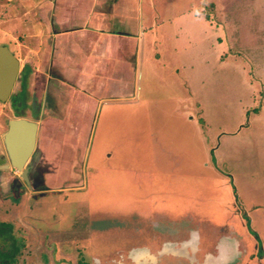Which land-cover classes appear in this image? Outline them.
I'll return each instance as SVG.
<instances>
[{
  "label": "rangeland",
  "instance_id": "obj_1",
  "mask_svg": "<svg viewBox=\"0 0 264 264\" xmlns=\"http://www.w3.org/2000/svg\"><path fill=\"white\" fill-rule=\"evenodd\" d=\"M131 1L132 13L126 0L116 2L113 8L119 16L110 25L138 28L139 42L129 59L130 68H136L134 83H130L131 75H125L124 95L116 98L112 91L99 100L86 123L84 163L67 171L63 165L62 174L73 172L83 185L50 197L75 217L87 214L90 226L106 222L102 230L85 229L81 239L85 248L75 253L76 259L89 261L91 253L108 258L116 249L141 244L158 248L165 241L162 234L150 230L151 237L144 240L145 234L130 230L135 226V210L147 207L150 200L170 211L162 219L190 216L180 218L182 229L190 226L201 232L204 252L215 250L227 232L226 223L234 220L245 226L250 245L262 255L264 0H213L215 16L211 0L201 6L200 0ZM189 7H196L207 19L193 15ZM87 8L84 1L0 0V45H6L18 59L11 93L17 95L13 98L20 109L26 105L27 117L45 122L48 127L39 134L46 139L53 134L50 128H60L47 106H41L42 116L38 115L44 95H49V104L56 93L55 83H45L49 67L58 55L62 35L75 39L83 34L82 28H88L86 19L92 14ZM106 13L111 15L110 7ZM71 45L69 41L63 49ZM57 58L56 68L62 71L66 64ZM120 64L116 69L123 67ZM128 69L123 68L126 73ZM128 93L133 97H122ZM115 98L131 101L111 102ZM13 114L9 100L0 101V134L4 116ZM61 126L66 135L72 123ZM139 168L151 171L135 176L133 170ZM44 171L49 173L47 165ZM140 219L145 225L151 223L150 218ZM77 221L81 223V218ZM13 236L18 242L23 235ZM26 236V241L33 240L32 235ZM22 248L13 264H35L33 242ZM40 258L47 264L44 253Z\"/></svg>",
  "mask_w": 264,
  "mask_h": 264
},
{
  "label": "crops",
  "instance_id": "obj_2",
  "mask_svg": "<svg viewBox=\"0 0 264 264\" xmlns=\"http://www.w3.org/2000/svg\"><path fill=\"white\" fill-rule=\"evenodd\" d=\"M70 1L86 2V7H88L87 13L92 14V16L90 17L88 14L89 16L86 19V27L88 28L81 29L83 32L81 37H74L75 39H72L71 36L67 37V35H62L60 38L62 39L60 50L59 47L56 46L57 50H59L58 55L55 57L57 60L55 59V62H53L49 67L50 71L45 83L46 85L49 83H55L54 89L56 93L53 95V99L50 100L49 104H46L49 95L48 97L46 94L44 95L41 101L42 103H39L38 115L40 117L42 116L43 110L41 106H47L52 113V119L55 122H59L60 128L52 127L51 129L49 127L50 130L53 131V134L49 137V139H46V137H41L42 133L39 134V131L45 133L48 126H46L45 122L41 121V118L40 120L34 119L39 127V159L42 165V183L45 185H52L51 188L49 187L50 189L60 188L64 179H66L67 182L65 183H67L69 186H73L75 184H78L79 186L83 185V183L77 180L78 176L75 177L73 172L71 174H65L64 172L63 175V165L68 166V168H64V171H67V169L73 170L75 165H82L84 163L86 152L83 149V139L86 134L85 131L88 128L86 124L88 123L87 120L90 118V115L95 114V107H97L101 98L106 97V95H110L112 91V95H114L113 97L116 98L119 97L118 95L125 93V90L123 89L125 83L127 82L125 75H131L130 83L133 85L136 72L135 67L133 69L130 68L131 61L129 59L134 56L133 49L137 47L139 42L137 32L138 28L137 30H126L125 28L121 29L118 27L117 29L111 27V25L114 24L116 17L119 16V14L114 11L113 6L116 5V2L121 0ZM211 1L214 4V10L212 13L215 16L217 13L215 3L213 0ZM203 2L204 0H200V6L203 4ZM95 3H97V5H95ZM107 4H109L108 7L111 8V15L106 13V8H108ZM125 5L126 8H129L130 12L132 13L134 3L131 0H126ZM189 9L188 10L192 11V14L196 17L206 18L200 12H196V7H189ZM112 21L113 24H111ZM109 25L110 28L108 27ZM69 41L72 42V45L68 49L71 48L72 51L68 49L65 51L63 49V45L69 43ZM90 42H92V44H90ZM70 53H72L74 56L69 55ZM155 55L157 56V53H155ZM57 57H59L60 60L62 58V63L66 64L63 66L62 71H59L56 68L59 66V60ZM120 63H123V67L121 66L122 68L118 70L115 66L121 65ZM69 65H72V67H69ZM127 66L129 68L128 73H126V70H123V68H127ZM70 77L73 79L72 84L75 85V88H73V85H71L69 82L71 79ZM60 88L63 90H60ZM57 89L62 91V94L59 93ZM116 90L119 92H114ZM75 92L78 93V97L74 96ZM125 95L126 96L122 97H133L132 93ZM116 98L115 100H111V102L114 101L116 103H129L131 101V98L126 100ZM63 122L72 123V128L69 132H66V135L61 126ZM86 138L88 141L89 133L88 137L86 136ZM75 144L78 145V149L75 148ZM80 146L82 148H80ZM45 165L49 167V173L46 171L43 172ZM148 171L151 170L147 168H145V170L139 168L134 169L133 174L135 173V176H138L137 174L140 172L139 177H144V175L141 174L143 173L147 175L149 173ZM150 201L151 204L149 205L147 203V207L135 210L136 214L133 216V218L136 219V221H133L135 222V226L130 228L132 233L145 234L146 239L144 240H148L151 237L148 236V233L151 230L156 234H162L166 241L169 239H184L185 237L183 234L192 230V228H189L190 226L182 229L183 225L180 219L184 215L185 217L190 216H187V214H183L181 217H178L177 215H168L169 218L167 217V219H162L161 217L165 216L164 214L169 213L170 211L163 207L159 208L155 205L153 200ZM187 210H185V212H187ZM153 216H156L157 218ZM144 217L150 218L151 223L145 225L143 220L140 219ZM138 219L142 220V222L140 221V225L136 224L138 223ZM199 219H202V217ZM206 219L207 221H210V219ZM233 222L235 221L232 220L226 223L227 232L238 239L241 244L245 243V247L247 246L246 252L247 254L250 253V249H252V247L249 240L247 239L245 226H243V224L241 225L240 223ZM105 224L106 222L104 224L97 225L101 226L102 230ZM113 224L115 223H112V225ZM155 225H159L160 227L157 228ZM87 227H91L92 229V226L90 225ZM169 228L176 230L175 236L169 234L167 231ZM75 241H77V238ZM143 245L144 244H141V246Z\"/></svg>",
  "mask_w": 264,
  "mask_h": 264
},
{
  "label": "flooded vegetation",
  "instance_id": "obj_3",
  "mask_svg": "<svg viewBox=\"0 0 264 264\" xmlns=\"http://www.w3.org/2000/svg\"><path fill=\"white\" fill-rule=\"evenodd\" d=\"M14 95L15 93H11L10 98H7L14 113L10 118L23 117L34 121L25 115V104L24 108L20 109L16 100L17 95H15L16 99L13 98ZM31 109L35 111L33 106ZM10 118L5 119L4 116L3 131L0 134V240L2 241L0 264H13L17 253L22 247L24 250L28 242H33L36 253L35 264H43L40 258L42 253L47 256V264H93L94 258L98 259L100 264H113L115 259L126 255L129 249H116L108 258L101 259L98 255L95 256L91 253L89 261L79 262V259H76L75 253L85 248L81 245L83 241L81 242L80 239H83V235L86 233L88 215H78L77 217L81 218V223L78 221L75 223L77 217L73 213L71 214L69 210L62 211V208L58 207L60 205L57 206L58 201L55 199L54 202L50 201V197L55 196L54 193L61 196L71 187L67 186V183L63 184L67 182L66 179L62 181V186L58 189L42 188L45 184L42 183V165L39 159L38 125L29 155L26 158L24 156L23 161L20 160L23 166L20 169L12 166L5 147V132L8 129V119ZM34 122L36 123V121ZM24 149L23 146V152ZM5 165L8 166L5 167ZM62 200L59 201V204ZM67 202L65 200L64 203ZM101 228L99 225L92 226V229L96 231ZM13 234L23 236H20L21 240L16 242ZM27 234L32 235L33 240L26 241L29 239ZM76 238L77 241H75ZM251 247V252L248 255L247 246L245 247V243H240V255L235 264H264L263 243L261 245L262 255L256 253L253 246ZM177 262L180 264L175 259L166 258L163 264H178Z\"/></svg>",
  "mask_w": 264,
  "mask_h": 264
},
{
  "label": "clouds",
  "instance_id": "obj_4",
  "mask_svg": "<svg viewBox=\"0 0 264 264\" xmlns=\"http://www.w3.org/2000/svg\"><path fill=\"white\" fill-rule=\"evenodd\" d=\"M159 228V225H155ZM175 236L176 230L167 229ZM202 235L198 229L190 230L184 239H169L158 248L148 245L130 248L126 255L120 256L113 264H163L166 258L175 259L180 264H235L240 255V242L233 235L225 232L217 241L215 250H202ZM93 264H100L94 258Z\"/></svg>",
  "mask_w": 264,
  "mask_h": 264
},
{
  "label": "water",
  "instance_id": "obj_5",
  "mask_svg": "<svg viewBox=\"0 0 264 264\" xmlns=\"http://www.w3.org/2000/svg\"><path fill=\"white\" fill-rule=\"evenodd\" d=\"M18 73V59L7 48L0 45V100H6ZM37 124L23 117L8 119L5 132V147L12 166L20 169L21 161L29 155L36 133ZM24 146V152L22 150ZM21 160V161H20ZM8 165H5L7 167Z\"/></svg>",
  "mask_w": 264,
  "mask_h": 264
}]
</instances>
